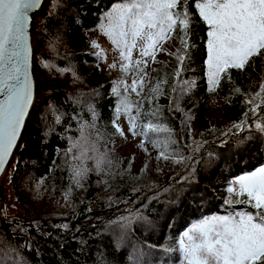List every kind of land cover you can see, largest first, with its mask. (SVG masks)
<instances>
[{"label":"trees","instance_id":"16d2710c","mask_svg":"<svg viewBox=\"0 0 264 264\" xmlns=\"http://www.w3.org/2000/svg\"><path fill=\"white\" fill-rule=\"evenodd\" d=\"M117 2L47 0L34 16V76L42 102L30 113L1 180V186L4 180L8 186L6 192L1 187L3 264H14L17 259L22 264H178L179 253L164 249L176 248L180 233L202 216L214 210L224 212L217 207H226L225 189L231 179L264 164V135L258 131V126L264 124L262 107L249 112L246 103L264 83V58H253L243 71L230 69L231 81L224 78L208 91L207 27L199 19L194 0L189 3L194 22L186 38L191 47L185 50L183 33L177 27L171 65L162 67L161 76H154L161 82L160 93L167 96V103L150 98L157 83L143 88L140 96L131 90L127 94L133 107L138 105L139 123L149 119L144 114L159 108L182 155L192 160L174 163L172 159H158L159 149L150 142L142 143L140 135L139 154H120L110 149L107 133L122 105L113 94V79L109 75L100 77L101 51L87 46L86 38L100 28L104 13ZM73 41L81 47H71ZM177 56L184 57L182 63ZM182 88L184 94L174 105L173 98ZM211 95L224 98L223 111L234 113L243 107V113L240 120L221 132L203 137L198 131L199 117ZM242 121L243 131L221 135ZM80 125L89 126L86 131L93 140L97 134L102 137L96 141L97 146L101 152L107 150L112 161L110 168L106 166L107 174H97L93 162L88 161L91 171L82 180V187L72 175L75 150L67 151L70 140L79 139ZM164 135L149 133L150 139L162 140ZM202 140L208 143L193 152ZM209 153L213 155L209 157ZM92 179L99 186L98 195ZM135 214L145 219L135 221L130 229L115 222L121 216ZM29 225L33 227L29 229Z\"/></svg>","mask_w":264,"mask_h":264},{"label":"snow or ice","instance_id":"6c2138e0","mask_svg":"<svg viewBox=\"0 0 264 264\" xmlns=\"http://www.w3.org/2000/svg\"><path fill=\"white\" fill-rule=\"evenodd\" d=\"M189 3L190 0H118L104 13L105 23L100 25L119 50L122 73L133 72L139 77L133 78L131 84L122 81L113 87V94L120 100L124 113L128 114L129 130L134 137L142 136V143L150 142L158 148V159H172L174 163L191 161L192 157L182 155L179 142L163 121L158 107L144 114L149 117L147 122L138 124L141 113L137 111L136 115H131L133 105L127 94L131 90L140 96L147 75L148 60L145 58L154 61L156 50H162V43L171 38L177 27L183 33L181 43L185 50L191 47L186 39L194 22ZM42 4L43 0H0V173L18 147L33 100L32 50L28 29L30 12L38 10ZM193 6L207 27L206 66L210 89L218 86L224 78L231 81L230 69L243 71L253 58H264V0H194ZM137 48L140 58L133 60V50ZM177 59L182 63L184 57L177 56ZM110 67L114 68L116 64ZM185 83L191 86L189 82ZM160 89L161 82L158 81L150 91V98L154 99ZM184 91L182 88L173 98L174 105H178ZM246 103L250 105L249 112H256L264 106V83ZM247 115L245 113V117ZM88 127L78 126L80 137L70 140L67 150L69 153L75 150L72 159L76 163L72 167V175L74 182L81 187L82 180L91 171L87 167L88 161L93 162L97 174H107L106 166L110 168L112 164L107 150L101 152L97 146L96 141L102 137L97 134L93 140L86 131ZM138 127L141 129L139 132ZM244 127V121L233 124L229 132L221 135L238 134ZM116 131L123 134L119 126H116ZM258 131L264 135V124L258 126ZM149 133L165 135L162 140L150 139ZM225 142L221 141V144ZM207 143L204 140L198 142L193 152H198ZM212 155L209 153V157ZM225 191L224 214L202 216L182 232L176 248L164 249L166 252H178L179 264H264V165L236 177ZM235 205H243L244 208L238 210ZM144 219L142 215L135 214L121 216L115 222L123 229H130L135 221ZM32 227L28 226L29 229ZM19 230L23 232V226ZM0 264H3L2 257ZM14 264H22V261L17 259Z\"/></svg>","mask_w":264,"mask_h":264},{"label":"rangeland","instance_id":"374dc122","mask_svg":"<svg viewBox=\"0 0 264 264\" xmlns=\"http://www.w3.org/2000/svg\"><path fill=\"white\" fill-rule=\"evenodd\" d=\"M102 23H105L104 19ZM31 41L34 42L33 37H31ZM77 43L79 47L74 45L73 42L71 43V47H73L74 49H79L81 45L79 42ZM86 44L87 46H93L99 51H101V53L98 56L100 59V62H99L100 73H101L100 77L109 75L108 77H111L113 79V84H112L113 87L117 84H120L122 81H126L128 84H131L133 78L139 79V77L136 76V74L133 72H129L126 77L124 73H122L120 69L121 62L119 59V50L115 47V45H113L109 37L104 34L101 27L87 34ZM96 45H98V47H96ZM174 46H175V42L173 40V33H172L171 38L166 39L162 43V50L161 48H158L156 50L154 61L151 58H145L148 60L147 67L145 68V72L147 73L146 77L144 78V88L146 87L145 89L152 87L153 84H156L159 81V80H155L154 76H157V75L161 76L160 72H161L162 67H168L169 65H171V62H172L171 52L174 50ZM205 47H206V40H205ZM32 48L36 49L35 42L32 45ZM132 55H133V60L140 58L139 49L138 48L134 49ZM206 59H207V52H206V57H205V78L207 82L208 91H212L213 89H210L209 83L207 80ZM160 63H163V64H160ZM112 64H116V67L114 68L110 67V65ZM34 71H35V68H34ZM36 83H37V87H39L37 81ZM137 91H139V89H137ZM122 93H124L123 88H121V94ZM156 97H157V103L159 104L167 103L166 95H161V93H159ZM224 102H225L224 98L219 97L218 95H211L210 97L207 98L205 102V106L203 110L201 111L200 117H199L200 128L198 129V131L203 134V137H209L218 132H221L227 127V125H229L230 123H235L242 118L241 115L243 113V107L239 108L234 113H229L228 111H223L221 108V106L224 105ZM261 107H262V117L264 118V106H261ZM137 110H138V105L132 108L131 115H136ZM116 126H119V128L123 130V134H120L119 132L116 131ZM107 139L110 140V146H111L110 149H113L117 153H120V154H127L130 152H133L134 154L140 153V136L137 135L134 137L131 131L129 130L128 114L124 113L123 106L120 107V112L118 113L117 120L114 123L112 130L107 133ZM242 174H245V173H242ZM238 176L233 177L231 181L234 180ZM92 185L96 187L98 191L97 192V195H98L99 186L97 184L96 179H92ZM2 186L1 187L3 188L4 192H6L8 189L6 180H4ZM1 187H0V207L2 205ZM217 208L221 210L224 209L222 205H219ZM242 208H244L243 205L241 208H237V209L239 210ZM211 214H224V212L214 210ZM211 214H208V215H211ZM0 221H1V217H0ZM182 232L180 233V235L182 234ZM179 261H180V256H179Z\"/></svg>","mask_w":264,"mask_h":264},{"label":"water","instance_id":"95a60500","mask_svg":"<svg viewBox=\"0 0 264 264\" xmlns=\"http://www.w3.org/2000/svg\"><path fill=\"white\" fill-rule=\"evenodd\" d=\"M46 1H47V0H43V4H42V6H41L38 10H33L32 12H30V24H29L28 32H29V42H30V47H31V50H32V51H31V56H30V71H31L32 79H33V91H34V89H35V85H34V65H33V61H34V58H35L34 54H35V51H36V49H35V48L33 49V48H32V45H31V37H32V36H31V31H32V25H33V23H34L33 17H34L35 15H37V14H38V13L44 8ZM31 112H32V110H31V106H30V108H29V114H28V115L26 116V118H25V124H24V127H23L22 130H21V136H20V138L18 139V145H19L20 140H21V137H22V135H23V132H24V129H25V125H26V123H27V119H28V117L30 116V113H31ZM16 149H17V148H16ZM16 149L13 150V154H14V152H15ZM12 157H13V155L10 157L9 162L6 164L4 171H3L2 173H0V180H2L3 175H4L5 171H6L8 165H9L11 159H12Z\"/></svg>","mask_w":264,"mask_h":264},{"label":"built area","instance_id":"2783aa9c","mask_svg":"<svg viewBox=\"0 0 264 264\" xmlns=\"http://www.w3.org/2000/svg\"><path fill=\"white\" fill-rule=\"evenodd\" d=\"M32 42V41H31ZM74 45H76L77 47H79L78 43L77 42H74ZM32 44H34V42H32ZM36 83V81H35ZM37 84V83H36ZM36 100V101H35ZM42 102V96L38 90V87L37 85H35V89L33 91V100H32V104H31V110H36L37 107L39 106V104Z\"/></svg>","mask_w":264,"mask_h":264},{"label":"bare ground","instance_id":"6f19581e","mask_svg":"<svg viewBox=\"0 0 264 264\" xmlns=\"http://www.w3.org/2000/svg\"><path fill=\"white\" fill-rule=\"evenodd\" d=\"M31 45H33L32 42H31ZM34 79H35V76H34ZM34 85H37V84L35 83V81H34ZM35 101H36V100H35ZM0 187H1V180H0Z\"/></svg>","mask_w":264,"mask_h":264},{"label":"clouds","instance_id":"9594fccd","mask_svg":"<svg viewBox=\"0 0 264 264\" xmlns=\"http://www.w3.org/2000/svg\"><path fill=\"white\" fill-rule=\"evenodd\" d=\"M33 20H34V17H33ZM34 81H35V79H34Z\"/></svg>","mask_w":264,"mask_h":264}]
</instances>
